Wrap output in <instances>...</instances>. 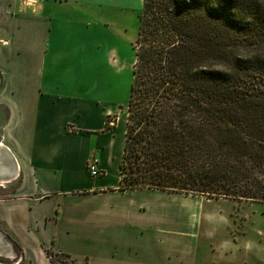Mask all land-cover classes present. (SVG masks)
<instances>
[{
    "label": "crops",
    "instance_id": "0c3cea01",
    "mask_svg": "<svg viewBox=\"0 0 264 264\" xmlns=\"http://www.w3.org/2000/svg\"><path fill=\"white\" fill-rule=\"evenodd\" d=\"M134 3L142 8V0H0V264H53L48 250L70 264H193L194 211L146 199H212L119 189L126 124H107L118 104L98 90L123 74L108 36ZM93 158L97 178L87 171Z\"/></svg>",
    "mask_w": 264,
    "mask_h": 264
},
{
    "label": "trees",
    "instance_id": "16d2710c",
    "mask_svg": "<svg viewBox=\"0 0 264 264\" xmlns=\"http://www.w3.org/2000/svg\"><path fill=\"white\" fill-rule=\"evenodd\" d=\"M138 18L119 189L264 204V0H142Z\"/></svg>",
    "mask_w": 264,
    "mask_h": 264
},
{
    "label": "rangeland",
    "instance_id": "374dc122",
    "mask_svg": "<svg viewBox=\"0 0 264 264\" xmlns=\"http://www.w3.org/2000/svg\"><path fill=\"white\" fill-rule=\"evenodd\" d=\"M140 11L141 8L135 3L124 10L122 20L112 26L108 36L109 38L111 36L112 43L119 46L122 51L124 71L119 77L118 84L114 81V85L109 88L98 90L102 99L118 104L115 113L107 119V124H113L114 121L120 125L126 124ZM113 16L115 20L121 14L114 12ZM118 29L120 33H117ZM101 57L100 54L97 55L96 66L102 65H99L102 62ZM206 198L212 200L187 199L181 203L176 199L166 200L157 197L152 200L146 199V203L153 202L155 207L168 203L180 210L187 207L194 211V222L192 220L189 222L193 225L188 227L189 232L186 235L191 241L193 264H264V204L223 197ZM186 229V226L181 228ZM178 242L180 247L181 241ZM52 256L56 264L71 263L66 256L53 253Z\"/></svg>",
    "mask_w": 264,
    "mask_h": 264
},
{
    "label": "built area",
    "instance_id": "2783aa9c",
    "mask_svg": "<svg viewBox=\"0 0 264 264\" xmlns=\"http://www.w3.org/2000/svg\"><path fill=\"white\" fill-rule=\"evenodd\" d=\"M87 171L91 178H97L101 175L102 171L99 167V160L93 158L87 162Z\"/></svg>",
    "mask_w": 264,
    "mask_h": 264
}]
</instances>
